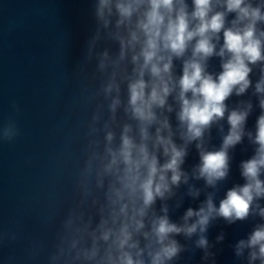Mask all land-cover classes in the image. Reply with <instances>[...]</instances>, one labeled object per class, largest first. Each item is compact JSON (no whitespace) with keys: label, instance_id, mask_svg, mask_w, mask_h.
I'll return each mask as SVG.
<instances>
[{"label":"clouds","instance_id":"9594fccd","mask_svg":"<svg viewBox=\"0 0 264 264\" xmlns=\"http://www.w3.org/2000/svg\"><path fill=\"white\" fill-rule=\"evenodd\" d=\"M90 6L93 27L69 106V118L84 114L66 140L75 159L72 195L44 220L56 222L47 264H178L195 250L215 264L207 233L217 220L253 221L234 255L264 264V0ZM249 92L260 110L254 130L247 127L252 99L229 103ZM18 135L14 121L0 129V140ZM245 139L253 154L239 164L244 182L217 205ZM193 147L198 163L185 170ZM181 186L193 200L205 198L173 220ZM223 240L220 233L216 242Z\"/></svg>","mask_w":264,"mask_h":264},{"label":"water","instance_id":"95a60500","mask_svg":"<svg viewBox=\"0 0 264 264\" xmlns=\"http://www.w3.org/2000/svg\"><path fill=\"white\" fill-rule=\"evenodd\" d=\"M92 27L90 0H0V129L9 121L19 129L13 141L0 140V264H47L56 222L46 226L44 220L57 200L63 199L66 205L72 195L75 159L66 140L84 114L69 118V106ZM211 63L218 71V60ZM249 98L254 110L247 127L254 130L260 110L251 92L232 97L229 103ZM213 137L212 143L219 146L215 131ZM252 154L246 139L234 150L229 179L217 193V205L228 188L244 182L239 164ZM196 163L193 147L183 167L190 171ZM192 183L203 188V181ZM186 191V186L179 189L183 204L170 212L173 220L205 198L202 192L193 200ZM253 223L213 222L207 235L215 244V264H246L235 257L234 245L247 237ZM220 233L224 240L217 243ZM202 255L201 250L185 253L178 264H204Z\"/></svg>","mask_w":264,"mask_h":264}]
</instances>
